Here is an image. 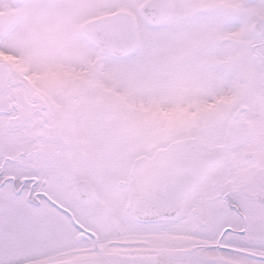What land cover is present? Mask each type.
<instances>
[{
    "label": "snow or ice",
    "instance_id": "obj_1",
    "mask_svg": "<svg viewBox=\"0 0 264 264\" xmlns=\"http://www.w3.org/2000/svg\"><path fill=\"white\" fill-rule=\"evenodd\" d=\"M0 264H264V0H0Z\"/></svg>",
    "mask_w": 264,
    "mask_h": 264
}]
</instances>
